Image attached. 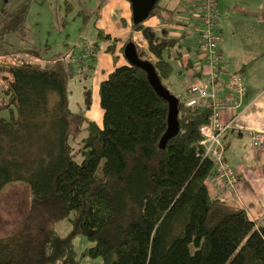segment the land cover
Returning a JSON list of instances; mask_svg holds the SVG:
<instances>
[{
  "label": "trees",
  "instance_id": "1",
  "mask_svg": "<svg viewBox=\"0 0 264 264\" xmlns=\"http://www.w3.org/2000/svg\"><path fill=\"white\" fill-rule=\"evenodd\" d=\"M142 23L131 19L147 42L145 48L135 43L137 54L168 88L173 40ZM98 34L116 60L117 38L101 29ZM131 40L121 45L123 56ZM81 44L88 54L78 60L81 45L44 64L0 62V110L10 113L0 117V191L19 179L17 164L2 153L3 139L19 140L15 133L36 124L34 118L41 128L48 119L57 124L51 134L56 145L26 179L29 201L19 227L0 236V264H80L97 256L103 264H264V225L234 199L211 194L205 183L214 164L204 154L199 127L210 119L209 99L186 106L177 97L179 131L161 148L168 102L146 72L127 61L99 83L102 123L86 120L80 146H73L67 81L74 67L92 65L99 50L96 41ZM64 219L70 229L62 235L56 224ZM77 234L91 242L79 255Z\"/></svg>",
  "mask_w": 264,
  "mask_h": 264
},
{
  "label": "rangeland",
  "instance_id": "2",
  "mask_svg": "<svg viewBox=\"0 0 264 264\" xmlns=\"http://www.w3.org/2000/svg\"><path fill=\"white\" fill-rule=\"evenodd\" d=\"M109 3L110 0H0V62L44 64L52 59L69 56V50L76 45H82L81 43L96 41L98 44L99 50L95 53L92 65L85 64L83 69L74 67L75 74L67 81L69 107L75 112L71 131L76 138L73 143L76 149L80 146L78 141L85 134L86 120L92 119L102 123L103 110L99 104L98 86L106 71L111 70V64L102 63L105 57L109 58L110 53L105 51L108 43L106 44L105 39L98 34V30L103 29L110 36L118 34L116 43L120 45L132 32L130 20L127 21L128 24H122L116 14L113 17L111 13V17L105 20L109 15L108 7L112 6ZM162 3L163 0H157L151 12H157ZM193 21L197 27L203 28V25H200L201 20ZM197 27L194 28L195 36L199 35L200 29ZM126 29L129 31L124 32ZM130 37L136 43L146 42L142 34L132 33ZM84 50L81 53L83 56L88 54L86 49ZM99 51H105L106 54ZM49 111H52V106ZM9 116L8 109L0 110V117ZM34 121L36 124L30 125L22 133L23 125L15 133L20 134L19 140L2 141V153L8 160L17 164L19 179L8 182L0 191V236L7 235L19 227L29 201L26 179L56 145L51 134L57 133V124L53 125L52 120L48 119L44 121L45 127L41 128L38 124L42 122L37 123L36 118ZM227 156L231 167H241V150L238 147L230 145ZM236 174L241 179V173ZM258 184L262 185L261 199L264 201V180ZM56 228L64 235L69 231L70 223L67 219L60 220ZM90 243L82 234L74 237V247L78 255ZM80 264H103V261L99 256L83 257Z\"/></svg>",
  "mask_w": 264,
  "mask_h": 264
},
{
  "label": "crops",
  "instance_id": "3",
  "mask_svg": "<svg viewBox=\"0 0 264 264\" xmlns=\"http://www.w3.org/2000/svg\"><path fill=\"white\" fill-rule=\"evenodd\" d=\"M109 4L112 6L108 7ZM109 4V15L105 20L111 17V13L112 16L116 14L122 24H128L129 20L131 22L132 7L129 0H110ZM215 12L219 34V72L214 83L207 75L208 68L200 34L194 35L193 20L202 21L200 0H163L160 9L154 13L150 12L142 24L156 31L158 35L163 34L173 40L168 50V58L172 61L174 70L166 79V84L180 100L185 101L189 96L186 83L188 75L207 84L208 88L215 90L217 96L223 97L230 75L241 74L246 92L240 105L236 109L221 110L219 114L223 123L232 120L231 127L225 134L222 160L235 173L237 184L234 189L221 192L209 189V185L208 189L213 195L234 199L246 209L249 218L264 225L262 185L258 184L264 180V148L257 149L252 146L253 136L264 135V0H216ZM128 31L129 29H126L124 32ZM131 31V34H142L133 29ZM116 35L118 34H111L112 39L117 38ZM136 44L138 47H147V42ZM120 47L117 42L116 60H113L110 54L109 58L105 57L102 61L111 64V70L106 71L103 79L116 65L127 64ZM105 51L99 52L106 54ZM230 145L241 150V167L235 169L232 166L235 170L227 156ZM237 172L241 173V179Z\"/></svg>",
  "mask_w": 264,
  "mask_h": 264
},
{
  "label": "built area",
  "instance_id": "4",
  "mask_svg": "<svg viewBox=\"0 0 264 264\" xmlns=\"http://www.w3.org/2000/svg\"><path fill=\"white\" fill-rule=\"evenodd\" d=\"M201 1V23L203 28L197 27L202 40L204 49L205 62L208 68L207 75L212 83L219 72V34L217 30L216 17V0H200ZM82 52L88 49L82 46ZM84 48V49H83ZM87 55V54H86ZM86 55H80L84 58ZM78 60L79 58L76 57ZM188 98L184 101L186 106L201 105L204 100L211 101L212 112L208 122L203 123L199 127V132L202 135L201 144L204 147L205 156L213 160L214 170L206 179V185L214 191L228 190L235 188L237 177L233 170L223 160L224 154V139L226 131L231 127L232 120L228 123H223L219 119L221 110L236 109L241 103V99L246 92L243 83V78L240 73L230 75L227 91L225 96H217L213 88H208L207 84L199 82L195 77L188 75L186 77ZM252 146L257 149L264 148V135L257 134L253 136ZM208 189V190H209Z\"/></svg>",
  "mask_w": 264,
  "mask_h": 264
},
{
  "label": "water",
  "instance_id": "5",
  "mask_svg": "<svg viewBox=\"0 0 264 264\" xmlns=\"http://www.w3.org/2000/svg\"><path fill=\"white\" fill-rule=\"evenodd\" d=\"M132 7V21L134 23L143 22L151 10L153 9L157 0H129ZM125 59L132 65L142 68L147 75V78L158 93L160 97L168 102V114H167V129L160 139V147L163 148L168 138L176 135L179 131L178 121V103L177 96L170 92L165 87L157 76L152 63L148 60H142L137 54V48L134 41H128L123 49Z\"/></svg>",
  "mask_w": 264,
  "mask_h": 264
},
{
  "label": "flooded vegetation",
  "instance_id": "6",
  "mask_svg": "<svg viewBox=\"0 0 264 264\" xmlns=\"http://www.w3.org/2000/svg\"><path fill=\"white\" fill-rule=\"evenodd\" d=\"M197 25H195V27H196Z\"/></svg>",
  "mask_w": 264,
  "mask_h": 264
}]
</instances>
